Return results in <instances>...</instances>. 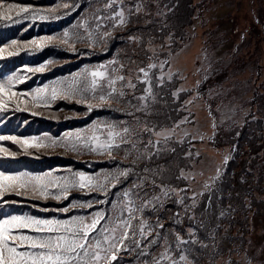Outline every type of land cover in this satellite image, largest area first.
<instances>
[{
	"label": "rangeland",
	"instance_id": "374dc122",
	"mask_svg": "<svg viewBox=\"0 0 264 264\" xmlns=\"http://www.w3.org/2000/svg\"><path fill=\"white\" fill-rule=\"evenodd\" d=\"M80 1L0 0V12L11 16L10 20L0 19V48L5 49L0 58V84L5 86L3 99L8 102L0 120L13 119L20 126L13 136L17 140L45 145L36 150V156L28 152L31 157L60 161L39 173H4L42 177L32 183L37 187L47 185L49 194L41 196L30 188L27 198L38 202L33 207L43 212L49 210L48 203L59 205L67 199L54 198L60 194L58 185L64 179L78 180L77 173L92 178L95 174L92 166L72 165L70 157L75 154L80 160L88 159L86 153L91 151L87 156L95 160L96 153H108L100 146L110 142L114 131L99 116L102 107L110 105L108 110L116 116L126 114L128 123L133 124V129L125 125L121 128L128 129L125 139L130 147L124 150L126 155L135 148L131 154L140 156L145 147L148 154L158 155L160 147L172 140L179 148L187 147L184 158L201 157L186 174L188 198L175 199L177 216L172 226L162 231L166 237L160 240L155 229L152 233L145 253L153 248L154 260L130 264H155L164 252L171 261H179L181 255L190 256L180 264H264V0H192L196 9L189 27L178 23L180 10L189 0H89V6L80 5ZM25 6L29 10L17 15ZM119 13H123V23ZM62 18L65 22L58 28L49 29L50 23ZM139 20H143L141 26ZM162 25L172 26L173 31L162 32ZM34 40L41 43L33 44ZM12 52L18 54L10 55ZM250 52L252 57L243 64L242 57H249ZM210 63L212 68L204 72ZM65 65L73 66L65 70ZM36 68L44 70L29 71ZM141 69L148 72L147 78ZM92 71L104 75L93 78ZM207 78L209 82L201 92L199 88ZM24 81L28 85L21 87ZM129 83L135 87H129ZM70 84L79 89L76 95L67 98L59 94ZM54 87L58 90L56 99H52ZM170 90L183 98V104L176 109L172 103L167 110L172 126L163 129L171 130V136L164 140L147 126H158V118L154 117L158 113L152 107ZM12 92L16 95L11 96ZM101 95L108 97L106 103H100ZM143 96L145 101L140 100ZM168 103H164L165 108ZM69 109L70 115L83 120L76 131L62 130L51 138L50 132H38L37 125L35 131L21 133L39 117L53 122L57 129ZM95 116L98 119L92 121ZM134 116L142 118L146 127L135 126ZM106 117L108 122L114 120ZM0 147L16 153L8 143H0ZM38 152L47 154L39 156ZM174 153L182 158L180 149ZM21 155L14 158L25 154ZM142 178L138 184L141 190L145 189ZM203 198L208 200L209 208L201 205ZM155 202L138 201L137 210L140 212L139 207L144 206L155 213ZM78 204L72 201L68 209L75 213ZM197 208L202 212H195ZM122 230L116 232L117 241ZM178 236L187 243L178 247ZM145 253L143 256H147ZM116 254L113 264L118 260H122L119 264H128L126 261L134 260L135 251L119 250Z\"/></svg>",
	"mask_w": 264,
	"mask_h": 264
},
{
	"label": "trees",
	"instance_id": "16d2710c",
	"mask_svg": "<svg viewBox=\"0 0 264 264\" xmlns=\"http://www.w3.org/2000/svg\"><path fill=\"white\" fill-rule=\"evenodd\" d=\"M182 2H186V0H182ZM87 3L89 6V0L80 1V5L82 6H85ZM195 9L196 6H194V3L192 4V0L186 2V7L180 10L178 23H182L184 27H189L190 25H192V18L195 15ZM262 15L264 17V10L262 12ZM62 22H65L63 18L62 21L58 23H50L49 29H53L56 27L58 28V26H60ZM138 22L140 26L143 24V20H139ZM39 30L42 31L43 27H41ZM161 31H173V27L162 25ZM31 32L32 31H30L29 34ZM249 54V57H242L243 64H245V61L249 60L252 57L251 52ZM25 55L26 54H23L22 56L18 57V60L20 61L22 58H24ZM239 59L240 57L238 58V60ZM212 64L210 63L209 65H207L208 68H205L204 72H209V69L212 68ZM71 66L73 65H65V70H67ZM226 77L228 76L225 75L224 79H226ZM27 81H24V83H22V87L28 85ZM208 82L209 79L207 78L206 81L200 86L199 90L201 92L203 89H205V85H207ZM166 95L168 96V99H166ZM140 100L145 101V96L140 98ZM165 102H169L166 108L164 105ZM172 103L175 104L176 109L178 106L182 107L183 98H179L176 94H174V91L170 90L166 94H164L161 99H158V102L153 105L152 110L155 113H158V117L154 116L158 118V126L156 127V129L161 130L166 129V127L172 126V121L169 120V115L166 116L167 110L170 108ZM162 107L164 109V112H162ZM109 108L110 105L102 107L99 119H104L103 121L111 126V129L114 131L113 137L110 140V143H112L113 145V147L111 148V155H109V153H106V155L103 156V154L96 153V155L94 156H97L98 158L95 160H89L90 158L87 156L88 153L91 152L89 151L86 153L85 157L88 159L80 160V156L75 154H73V157H70L69 159V162H71L72 165L74 163L81 168H90V166L93 167V169L95 170V174L93 176L92 185L94 186L95 190H91L89 188L80 189L78 187H73L68 192L67 199L62 201L59 205L48 203L47 209L49 210L46 212H43L37 207H33L35 203L38 202L28 199L26 192L21 195H17L15 194V192H10L7 193L3 199H0V220L10 219L13 216L35 217L39 219L42 218L41 216H43V219L47 220L69 221L76 217H83L86 219V221H90V218L94 216L95 213L103 212L106 218L112 217L115 221L116 217L126 219L128 216L126 208L134 207L137 209V207L139 206L138 201L143 202L149 200L151 203H156L155 201H158V208L156 205L153 208H157L155 213L158 212V215H156L151 210L143 208L144 206L139 207V209L142 208V211L139 212L137 210L134 213L135 219L131 221L132 228L128 230V239L123 241V245L126 247H122L117 244V248L113 249L114 253L119 250L123 251V253L125 251H135V254L132 257V259L134 260H128L127 258L128 261L126 262L128 264L141 260H144L146 263H148L150 260L152 262L154 260L152 257L154 252L153 248L149 250L148 254L145 253L146 247L151 244L150 240L152 237V233L155 229L158 230V235L160 234V240L166 237L165 235H162V231L168 229V226H172V223H174V219H176L178 209L176 208L177 205L175 204L176 200L179 199V197L188 198L187 192L189 190V183L186 179V174L194 167L196 162L199 163L201 157L199 158L196 155H192L194 157H191V159L184 158L187 147H182L183 149L181 147L179 148L178 145L175 144V142L172 144V140L167 142L169 143L168 145H163L162 147H160V150H158V155L154 154L155 152H150L148 154L147 147H145L144 150L143 148L141 149V151H143L141 152L142 155L140 156H138V154H131L134 153L133 149L135 148H131V153H128L126 155V152H124V150L128 149V147H130V144L128 143L127 139H125V136H127L126 132L124 130H121V128H123L125 125L126 128L133 129V124L128 123L129 120L126 114H119L116 116V112L114 113L113 111L108 110ZM120 109L128 111L124 107H121ZM69 112L70 109L65 111L63 120L57 123V129L53 128V122L46 121L43 117L35 118V120L40 124V128L36 130L52 133L51 138L55 137L56 132H61L62 130H72L71 132L76 131L80 128V124L83 122V120L77 119L76 116L70 115ZM109 113H112L114 117ZM107 115L109 116V118L114 120L112 122H108L106 119ZM171 115L175 116V114ZM97 119L98 117L95 116L93 117L92 121H95ZM129 119L132 122L135 120L133 122L135 126L146 127L143 126L146 124L140 117L135 118L134 116V120L132 118ZM116 120L118 121L116 122ZM175 120L176 118L174 119V121ZM1 125L2 130H6L10 126V123L3 122ZM31 126L33 127L32 129H34L33 131H35L34 123L31 122L24 128L22 132L32 131L29 130ZM149 128L151 127L147 126L148 130ZM3 143H8L11 147L14 148V150L16 151L15 156H22L21 153L25 155H23V157L20 159H15L14 156H5L3 154H0V172L9 171L29 173V170H32L34 173H39L49 169L50 167H54V164L60 162L58 159L46 158L44 160H38L31 157L28 152L33 156H36V148H29L27 151H25L24 148L21 147V145L11 143L9 142V140H4ZM116 145H118V147ZM178 149H180V152H182L180 154V157L182 158H178L174 153L175 150ZM37 154L39 156H44L47 153L38 152ZM122 173L127 174L123 175ZM141 178L142 182H144L142 187H144L145 189L143 190H141V187L138 185L141 182ZM184 181L185 183H183ZM139 191H141V194L139 193ZM146 192L150 193L149 196L146 195ZM125 193H128L129 195L126 197ZM208 197L210 198L209 195ZM50 200L51 199H48V201ZM79 200H82V202H79ZM72 201H78V203L82 204H78V207L75 208V213L74 209H71V211L68 209ZM101 201H103V203H101ZM129 201H131L132 203L129 204ZM26 202L30 204H27ZM201 205H205L206 208H209L208 200L203 198ZM65 209H67V211H64ZM195 212L202 211L197 208ZM141 221H146L147 223V227L144 228V236H142L140 233ZM101 223H103V221H101ZM20 231H22L26 235H36V233H33L28 229H22ZM124 231V229L120 231V235ZM166 234L168 235L170 233ZM93 235H95V233H93ZM19 250L24 251L25 248L22 247ZM144 253L147 256H143ZM186 257L189 258L190 256L186 255ZM121 261L122 260H118L116 261V263L119 264ZM113 263L114 262L110 260V264ZM100 264H108V262L102 260ZM205 264H208V262L205 261Z\"/></svg>",
	"mask_w": 264,
	"mask_h": 264
},
{
	"label": "snow or ice",
	"instance_id": "6c2138e0",
	"mask_svg": "<svg viewBox=\"0 0 264 264\" xmlns=\"http://www.w3.org/2000/svg\"><path fill=\"white\" fill-rule=\"evenodd\" d=\"M115 2V0H111ZM111 6V3L108 4ZM12 7H16L12 5ZM29 9L27 6L19 8L17 15L21 12H27ZM121 16V23L124 22L123 13H119ZM0 19L10 20L11 16L0 12ZM65 43H67L68 34L65 33ZM33 44L39 45L38 41H32ZM15 44L10 47H14ZM5 52L4 48H0V58H3ZM10 55H16L17 52L9 53ZM154 67V66H153ZM43 68L29 69V71H43ZM144 77H148V72L141 69ZM91 77L96 78L103 76L104 74L99 71H92ZM123 80V77H119ZM23 78H21V82ZM13 81L10 79L8 84L11 85ZM93 87L95 86V79H93ZM114 84L115 81H110ZM129 87H135L129 83ZM79 89L74 88L73 85H69L67 89L61 90L59 94L64 95L67 98H72L77 94ZM115 91V89H113ZM150 92V89H149ZM58 94L57 88L52 89V99H56ZM112 93H109V97ZM122 94V93H121ZM5 95V86L0 84V113L6 111L7 101L3 99ZM11 96H15L16 93H10ZM84 98V97H82ZM96 97L93 95L92 97ZM100 103H106L108 97L101 95L99 97ZM89 105V110H91ZM125 132L128 129H124ZM154 135L162 137L167 140L171 136V130H155L149 129ZM11 140L14 144L21 145L25 151L29 148L39 149L45 145L34 140H17L15 137L0 136V141ZM55 143V142H53ZM159 143V141H157ZM118 147V145H116ZM112 143L107 145H101L102 150H107L111 155ZM75 150V146H73ZM96 150V149H93ZM0 154L5 156H15V153L10 151L7 147H0ZM126 175L127 173H122ZM78 180L68 181L64 178V183L59 184L60 194L54 198L60 199L61 196L67 198L68 192L73 187L80 189L89 188L95 190L92 185V177L85 176L82 173H77ZM42 177L27 176L22 177L18 175H7L4 172H0V199H3L7 193L15 192L17 195H21L28 191L30 188L33 191H39L41 196H47V185L33 184V181H40ZM102 187V186H101ZM129 194L125 193L127 197ZM103 203V201H101ZM132 202L129 201V204ZM74 207L76 205H73ZM128 216L126 219L116 217L115 221L112 217H105L103 212H97L90 218V221H86L83 217H76L69 221L60 220H47L39 219L35 217H20L13 216L10 219L0 220V264H100V262L107 261L110 264V260H116L117 254L113 252L114 248H117V244L122 247L123 241L128 239V230L132 228L131 221L135 219L134 213L137 211L134 207L126 208ZM64 211H67L65 209ZM142 211V208L140 209ZM103 221V223H101ZM147 227L146 221H141L140 233L145 235L144 228ZM162 227V225H161ZM22 229H28L29 231L36 233V235H26ZM118 229H124L125 231L119 237L117 241L116 232ZM95 233V235H93ZM178 247L179 244L187 243L179 236L177 237ZM25 248L24 251H20V248ZM110 257V260H109ZM187 258L184 255L179 257V261H171V257L167 252L161 254L160 258L155 264H162L164 260H170L171 264H180V261H185Z\"/></svg>",
	"mask_w": 264,
	"mask_h": 264
}]
</instances>
